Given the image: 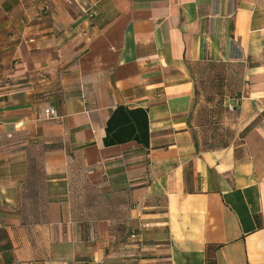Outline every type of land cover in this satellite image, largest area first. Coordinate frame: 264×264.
I'll list each match as a JSON object with an SVG mask.
<instances>
[{"label":"crops","instance_id":"0c3cea01","mask_svg":"<svg viewBox=\"0 0 264 264\" xmlns=\"http://www.w3.org/2000/svg\"><path fill=\"white\" fill-rule=\"evenodd\" d=\"M201 61L247 70L226 146L194 135ZM124 104L149 147L104 145ZM0 207V264H264V0H0Z\"/></svg>","mask_w":264,"mask_h":264},{"label":"rangeland","instance_id":"374dc122","mask_svg":"<svg viewBox=\"0 0 264 264\" xmlns=\"http://www.w3.org/2000/svg\"><path fill=\"white\" fill-rule=\"evenodd\" d=\"M191 69L197 83L198 99L192 118L196 140L203 148L226 146L234 142L239 135V126L238 111L232 106L235 107L240 99L246 67L234 62H198L192 64ZM34 155V161L41 166L40 150H35ZM37 186V180L29 183L26 205H32L35 201Z\"/></svg>","mask_w":264,"mask_h":264},{"label":"trees","instance_id":"16d2710c","mask_svg":"<svg viewBox=\"0 0 264 264\" xmlns=\"http://www.w3.org/2000/svg\"><path fill=\"white\" fill-rule=\"evenodd\" d=\"M216 63V62H209V61H201V63ZM198 63V62H197ZM192 68V65H191ZM192 70V69H191ZM193 75V71H192ZM194 79V75H193ZM195 83V80H194ZM195 98H197V83H195ZM197 103V101H196ZM238 105L236 104L234 110H237ZM194 113V112H193ZM106 134L103 139V143L106 146L110 145H118V144H125V142L135 141L138 144H142L143 146L149 147L150 146V129H149V114L147 109L143 107L139 108H130L127 105H118L115 107L112 112L110 113V118L107 121L106 127ZM33 156L31 157V164H30V177L38 176V178L43 177L42 165L38 166L34 161V152ZM36 177V176H35ZM36 177L35 180L38 179ZM34 181V179L30 180ZM28 191L26 193V199L28 198ZM36 194V193H35ZM124 223L119 222L117 227L119 228ZM209 264H214L212 259H209Z\"/></svg>","mask_w":264,"mask_h":264},{"label":"built area","instance_id":"2783aa9c","mask_svg":"<svg viewBox=\"0 0 264 264\" xmlns=\"http://www.w3.org/2000/svg\"><path fill=\"white\" fill-rule=\"evenodd\" d=\"M232 109H234V106H232ZM45 113H46V116L48 118H54V119H59L60 118L58 111L56 109H54L52 106H50L49 108H47L46 111H45ZM1 214H2V207H0V218H1ZM132 236L133 237H138L139 234L134 231L132 233Z\"/></svg>","mask_w":264,"mask_h":264}]
</instances>
